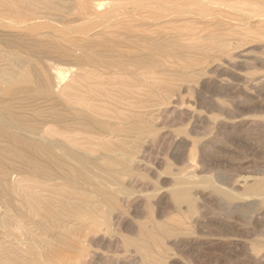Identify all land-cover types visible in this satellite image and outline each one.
<instances>
[{"label":"rangeland","instance_id":"1","mask_svg":"<svg viewBox=\"0 0 264 264\" xmlns=\"http://www.w3.org/2000/svg\"><path fill=\"white\" fill-rule=\"evenodd\" d=\"M137 1L106 8L121 17ZM214 1L191 9L198 23L186 26L174 74L158 71L150 86L128 80L116 86L117 104L105 100L110 118L102 121L123 132L74 135L85 159L80 175L15 176L26 196L0 207V264H264V196L251 192L264 184V0ZM30 12L41 32L87 31L99 20L67 23L78 17L74 0H0L2 87L29 86L24 76L41 70L5 45ZM72 62L53 66L67 75V95L86 97L67 88L77 73L68 72ZM102 186L112 203L97 194ZM174 187L190 192L193 214L171 201ZM180 219V230L160 237L163 253L139 234L153 222L177 229Z\"/></svg>","mask_w":264,"mask_h":264},{"label":"bare ground","instance_id":"2","mask_svg":"<svg viewBox=\"0 0 264 264\" xmlns=\"http://www.w3.org/2000/svg\"><path fill=\"white\" fill-rule=\"evenodd\" d=\"M112 1L117 0H74L78 17L67 23L99 19L87 31L48 28V32H41L45 28L35 13L18 18L20 28L5 45L28 54L41 70L24 76L29 86H0L4 96L0 99V207L12 208L14 196L19 200L26 196L22 195L24 190L19 193L12 180L29 170L52 182L68 176L64 169L80 175L77 165L85 159L73 149L79 146L74 135L99 137L124 130L110 128L102 121L110 118L105 100L117 104V87L126 86L128 80L150 86L154 73L174 74L180 66L184 31L186 26L198 23V13L191 9L201 5V0H140L132 12L121 17L115 9L106 8ZM211 45L208 40L207 46ZM67 60L73 61L68 72H73L72 68L77 71L71 79L73 85L67 88L86 97L65 93L62 85L67 75L53 65ZM2 154L17 162L4 159ZM251 192L264 196V184L254 183ZM97 194L104 202L114 201L113 193L104 186L97 189ZM170 198L177 206L185 205L189 214L195 212V201L185 188L174 187ZM175 222L177 229L153 222L152 231L140 228L139 234L147 245L159 247L163 253L160 237H171L180 230L181 219ZM138 248L146 252L143 246ZM154 264L166 263L159 260Z\"/></svg>","mask_w":264,"mask_h":264}]
</instances>
